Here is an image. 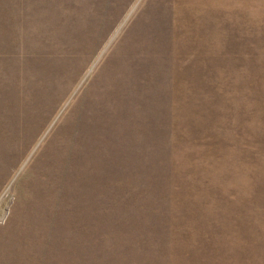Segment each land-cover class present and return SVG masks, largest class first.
<instances>
[{
	"label": "rangeland",
	"instance_id": "1",
	"mask_svg": "<svg viewBox=\"0 0 264 264\" xmlns=\"http://www.w3.org/2000/svg\"><path fill=\"white\" fill-rule=\"evenodd\" d=\"M0 264H264V0H0Z\"/></svg>",
	"mask_w": 264,
	"mask_h": 264
},
{
	"label": "trees",
	"instance_id": "2",
	"mask_svg": "<svg viewBox=\"0 0 264 264\" xmlns=\"http://www.w3.org/2000/svg\"><path fill=\"white\" fill-rule=\"evenodd\" d=\"M68 34H69V37H72V36H73V30H71ZM50 64H51V66H49V67H44V68L42 69V71H41V77L44 78L46 81H48V79L50 80V79L52 78L54 72L58 69V67H57V63H56L54 60H52V62H50ZM33 85H34V89H33L34 92H35L36 94H39L40 91L38 92V91H37V88L40 89V82L37 81V83H36V84L33 83ZM24 107H25V106H24Z\"/></svg>",
	"mask_w": 264,
	"mask_h": 264
}]
</instances>
